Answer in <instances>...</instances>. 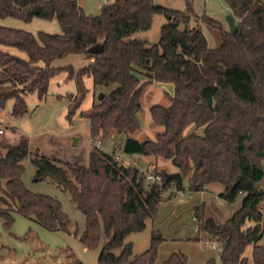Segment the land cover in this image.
Instances as JSON below:
<instances>
[{"label": "trees", "instance_id": "trees-1", "mask_svg": "<svg viewBox=\"0 0 264 264\" xmlns=\"http://www.w3.org/2000/svg\"><path fill=\"white\" fill-rule=\"evenodd\" d=\"M236 24L235 33L206 15L194 13L191 0L183 10L156 5L154 0H114L87 14L77 0H0V19L24 23L33 19L56 20L60 33L29 32L0 26V109L13 100L12 114L27 113L25 96L42 100L50 79L60 72L76 83V94L67 95L66 118H72L87 93L83 79L95 86L112 87L109 93L80 116L89 120L91 140L124 136L121 152L168 160L188 183V193L220 185L218 198L232 205L223 222L205 217L204 204L192 208L197 237L205 236L219 247L218 258L204 264H264V2L223 0ZM163 15L158 42L153 45L130 39L150 28L154 15ZM213 29L219 43L210 48L201 26ZM15 49L25 58L6 49ZM80 55L86 64L53 63ZM153 82L173 86L168 106L149 108L151 124L163 127L154 139L136 140L138 113L144 88ZM200 129L201 133L186 131ZM4 143V142H3ZM0 141V218L3 228L13 224L12 212L34 220L49 231H66L68 217L53 198L34 194L23 184L21 161L28 155L27 140ZM3 148V150H2ZM35 180H52L66 190L85 218L79 241L86 249L103 241L97 264H153L164 240L152 230L149 247L132 256L126 237L144 230L153 219L163 194L176 180L144 184V176L131 165L119 163L113 153L96 146L86 165L57 166L45 156L34 155ZM169 199V198H168ZM239 202L237 208L235 204ZM120 249L115 255L113 251ZM249 250V255L246 251ZM161 264H187L174 252Z\"/></svg>", "mask_w": 264, "mask_h": 264}, {"label": "rangeland", "instance_id": "rangeland-1", "mask_svg": "<svg viewBox=\"0 0 264 264\" xmlns=\"http://www.w3.org/2000/svg\"><path fill=\"white\" fill-rule=\"evenodd\" d=\"M113 1L77 0L85 12L92 15H98L102 5L110 4ZM154 3L172 10L185 8V0H154ZM191 6L196 15L204 14L227 27L226 16L229 15V10L223 0H191ZM19 21L27 27L32 25L31 22ZM164 22L165 17L163 15H154L150 28L146 31L134 32L130 39L145 41L149 45L156 44L160 26ZM47 23L50 22L47 21ZM200 26L208 46L210 48L216 47L219 40L215 31L205 24ZM51 27L59 30L55 20L51 22ZM6 50L25 58L23 53L15 49L8 48ZM85 64L82 56L69 55L55 61L53 66L71 65L76 72ZM83 84L87 93L71 123L66 118L69 104L66 96L76 94V83L74 79L68 78V74L63 71L50 79L47 94L42 100H39L35 94L25 96L27 113L24 116H13L12 99H9L5 106L0 109V130H2L0 141L13 145L24 137L28 143V155L21 161L24 168L22 181L26 189L34 194L55 199L60 204L61 211L69 219L66 231H49L34 220L27 219L16 212L11 213L14 220L11 228L5 230L3 219L0 218V264H97L103 241H100L97 247L93 249L83 247L79 241V236L85 226L84 215L75 207L69 193L61 186L49 179L35 180L36 168L32 163L34 155L45 156L57 166L66 163L86 165L91 148L99 142L97 148L107 153H113L116 160L121 164L132 165L136 169L147 166L148 170H152L154 167L153 171L158 175L163 171L166 174H171L176 169L168 160L160 157H148L146 158L148 163H145L144 159L138 158L140 155L126 156L122 154L121 144L123 140L121 139L125 138L124 136L114 137L113 140L102 139L93 142L89 135V120L81 117L80 111H86L92 105L97 104L99 95L109 93L114 86L108 88L95 86L91 77H85ZM172 95L173 86L171 84L153 82L144 88L140 101L141 110L138 113L140 127L130 134L131 138L136 140L154 139L157 133L163 131V127L151 124L149 108L153 105L168 106L170 104L169 98ZM193 131L196 134L201 133L200 129L196 130L190 127L186 134ZM175 171L174 173H178L177 170ZM144 184H148V182H144ZM180 184L183 191H175L174 187L171 186L163 194L164 202L158 206L154 218L146 220L144 230L131 233L126 237L124 243L130 242L132 244V256L140 255L148 249L150 235L155 228L164 240L158 245L153 264H160L173 252L185 254L187 264H203L208 258H218L219 248L216 242L210 241L205 236H201L199 241H194L198 234L197 230L191 239H185L181 235L183 231L190 232L191 226L195 224L192 214L194 206L204 204L205 217H211L216 222H223L231 215L232 205L220 200L217 195L214 196L216 194L215 187H221L220 185H212L207 191L188 193L187 180L181 179ZM256 187L264 189V178ZM206 188L207 186L204 190ZM236 202L234 208L239 205V202ZM219 211L221 215H218L217 212ZM258 244H264V238ZM113 253L118 255L120 249H115ZM246 253L249 255V250Z\"/></svg>", "mask_w": 264, "mask_h": 264}, {"label": "crops", "instance_id": "crops-1", "mask_svg": "<svg viewBox=\"0 0 264 264\" xmlns=\"http://www.w3.org/2000/svg\"><path fill=\"white\" fill-rule=\"evenodd\" d=\"M261 1H263L264 2V0H261ZM78 3V2H77ZM78 5L83 9V7L78 3ZM84 10V9H83ZM84 12H85V10H84ZM86 13V12H85ZM230 14V13H229ZM38 19H33L32 21H31V23H32V25H28L29 27H27V25H25V24H22L19 20H16V19H10V18H6V19H0V26H3V27H6V28H13V29H18V30H23V31H26V32H29V33H31V34H33V35H36V34H34L35 32H44V33H48V34H58V33H60V28H59V30H56L55 29V27H51V22L53 21H48V22H50V23H47V21H45V20H39V21H37ZM56 21V20H55ZM59 27V26H58ZM35 31V32H34ZM111 140H113V138L111 139ZM138 158H141V159H144V161H145V163H148V162H146L147 161V159L146 158H148V157H145V156H138ZM176 170V169H175ZM174 170V171H175ZM174 171H173V173H174ZM176 172V171H175ZM211 186L212 185H209V186H207V188H206V190H204V191H207V190H209L210 188H211ZM215 187V186H214ZM216 188V191H215V193H213V194H215L214 196H216L217 195V197H218V194L221 192V190H222V188L221 187H215ZM211 192V191H210ZM212 193V192H211ZM218 213V215H221V213H220V211L219 212H217ZM194 219V218H193ZM182 225V224H181ZM154 230H157V229H155V228H153ZM195 234H196V223L194 224V226H191V230H190V232H188L187 230L184 232L183 231V233H182V235L181 236H184V238L186 239V238H193L194 236H195ZM219 248V247H218ZM218 248H216L215 247V249H218ZM219 250V249H218ZM174 253V252H173ZM172 254V253H171ZM170 254V255H171ZM169 257V256H168ZM167 259V258H166ZM208 259H210V258H208ZM207 259V260H208ZM206 260V261H207ZM164 261V260H163ZM162 261V262H163ZM205 261V262H206ZM161 262V263H162ZM204 262V263H205ZM160 263V264H161ZM203 263V264H204Z\"/></svg>", "mask_w": 264, "mask_h": 264}, {"label": "water", "instance_id": "water-1", "mask_svg": "<svg viewBox=\"0 0 264 264\" xmlns=\"http://www.w3.org/2000/svg\"><path fill=\"white\" fill-rule=\"evenodd\" d=\"M226 24H227V29L229 31V33L233 34L236 31V24H235V20L233 18V16L231 14L226 16ZM103 98V95L100 94L99 95V100H101ZM166 179H172V180H176L178 183L181 182V175L179 173H171V174H166L165 175Z\"/></svg>", "mask_w": 264, "mask_h": 264}, {"label": "built area", "instance_id": "built-area-1", "mask_svg": "<svg viewBox=\"0 0 264 264\" xmlns=\"http://www.w3.org/2000/svg\"><path fill=\"white\" fill-rule=\"evenodd\" d=\"M0 134H2V130H0ZM99 144L100 143L97 142L96 147H99ZM153 169H154V167H153ZM153 169L152 170H148L147 166H143V167H141V169L139 168L138 171H139L140 174H142L144 176V180H145V182H148V184H151V183L159 184L160 181H161V177H160V175L155 173L153 171ZM212 247H214V245H212Z\"/></svg>", "mask_w": 264, "mask_h": 264}]
</instances>
